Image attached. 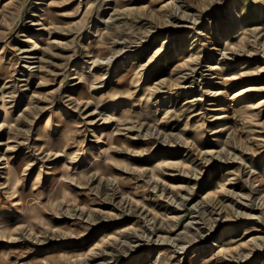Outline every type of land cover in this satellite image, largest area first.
Instances as JSON below:
<instances>
[{
	"label": "rangeland",
	"instance_id": "rangeland-1",
	"mask_svg": "<svg viewBox=\"0 0 264 264\" xmlns=\"http://www.w3.org/2000/svg\"><path fill=\"white\" fill-rule=\"evenodd\" d=\"M233 1L158 0L164 11L152 16L155 0H122L120 13L113 0H0V122L12 120L14 126L0 133V177L6 166L18 172V192H44L35 200L27 197L25 209L17 210L0 179V264H264V104L252 118L246 112L264 93L252 102L231 101L230 93L244 83L228 89L223 100L211 97L221 85L209 66L219 63L229 73L243 63L253 70L264 65V0ZM138 5L142 12L134 9ZM43 9L59 29L45 32L36 48L25 40L41 35L37 20ZM101 18L106 21L99 23ZM234 20L242 27L230 32ZM105 24L115 37L107 42L108 58L92 67L102 77L93 97L122 102L118 108L111 102L70 103L65 93L73 89L72 65L86 63V41L94 44L96 26L101 31ZM245 31L253 56L231 51V42H237L231 39ZM160 48L163 54L147 64ZM187 55L198 65L180 75L177 87L154 84L158 76L180 77L172 69ZM156 68L162 76H149ZM253 83L263 86L264 78ZM50 90L57 92L46 95ZM57 112L64 113L65 124L53 134L58 137L66 127L62 138L68 146L59 157L40 155L33 146L37 129L50 115L56 128ZM251 238L262 245L253 255L243 257L248 246L242 253H217L219 246ZM59 246L60 258L45 257Z\"/></svg>",
	"mask_w": 264,
	"mask_h": 264
},
{
	"label": "bare ground",
	"instance_id": "bare-ground-1",
	"mask_svg": "<svg viewBox=\"0 0 264 264\" xmlns=\"http://www.w3.org/2000/svg\"><path fill=\"white\" fill-rule=\"evenodd\" d=\"M89 3V0H87ZM109 1V0H108ZM111 1V0H110ZM122 0H113L114 4H115V10L117 13H120L121 11H125L123 7L124 4H120ZM235 1V0H234ZM233 1V3H234ZM42 2V1H41ZM228 2V1H227ZM24 3V2H23ZM111 3V2H110ZM151 3V2H149ZM155 4L153 6H158L157 8H150V13L151 15L153 16H160L163 11H164V7L165 5H157V3H160L158 2V0H155L154 2ZM262 3V2H261ZM94 4V3H93ZM39 5V4H38ZM112 5V4H111ZM144 5V4H143ZM142 5V6H143ZM92 6V5H91ZM139 6V5H138ZM142 6H139V7H136L134 8L136 11H139V12H142V10H144V8ZM152 6V7H153ZM36 8V6H35ZM148 8V7H147ZM20 9V8H19ZM88 9H90V5L86 7V10L83 14L82 17H85L88 13ZM133 9V10H134ZM260 9V8H259ZM114 10V9H113ZM264 10V9H263ZM39 11V10H38ZM84 11V10H83ZM232 11V10H231ZM13 12V10H12ZM41 14L39 16V19L37 20V25L41 26V35H38L36 37H34V39L32 38H26L27 40H25L27 43L31 44L32 46L38 48V44L39 42L42 41V35L45 34V32H47L48 34H51L52 30H54V32L56 33V29H59L58 26H56V24L52 21V23H49V19L51 18L49 15V13H47V10L46 9H43L41 10ZM114 12V11H113ZM234 12V11H233ZM263 12V11H262ZM254 13V12H253ZM158 14V15H157ZM231 14V13H230ZM35 15V14H34ZM117 15V14H116ZM7 16V15H6ZM118 16V15H117ZM139 16V15H138ZM236 16V15H235ZM35 17V16H34ZM119 17V16H118ZM117 17V18H118ZM234 17V16H233ZM127 18V16H126ZM235 18V17H234ZM83 19V18H82ZM120 19V18H119ZM3 20V19H2ZM16 20V19H15ZM32 20V19H31ZM246 20V18H245ZM258 20V19H256ZM262 20V19H261ZM260 20V21H261ZM105 18H101V20L99 21V23L101 22H105ZM109 21V20H108ZM113 21V20H112ZM235 21V20H234ZM259 20L257 22H260ZM5 22V21H4ZM42 22V23H41ZM74 22V21H73ZM78 22V21H77ZM262 22V21H261ZM118 23V21H117ZM227 23V22H226ZM94 24V23H93ZM135 24V23H134ZM71 25V24H70ZM85 25V24H84ZM230 25V24H229ZM233 25V24H232ZM248 25V24H247ZM259 25V24H258ZM261 25V24H260ZM38 26V27H39ZM65 26V25H64ZM68 26V25H67ZM24 27V26H23ZM69 27V26H68ZM67 27V28H68ZM96 34L94 35V40H93V43L91 41H89V39L86 41V45L84 46L83 50L85 51V55L84 57L86 58V63H82V64H79V65H72V68H71V71L73 72V75L71 76V81L70 82H73L74 84L72 85L73 89L72 91L70 92H66V98L68 99V102L70 103H74L75 105H80L82 104L83 102H92V101H95V102H111L109 104L112 105L113 108H118V106L120 105V102H122V100H118V101H115V100H107L105 99L104 97H97V98H94L93 97V90H94V84L96 83L97 80L101 79L102 77L98 76L97 74H93L92 73V67L93 66H99L98 62L100 60H104V59H107L108 57H106L107 55V50L109 47H107V42L108 40H112L114 42V35H115V30L114 29H111L107 24L104 25V27H102L103 29H101L100 31V27L99 26H96ZM119 27V26H118ZM163 27V26H162ZM229 27V26H228ZM242 27V24L240 23V20L239 21H235L234 25L230 28V32H234L235 30L237 29H240ZM34 29V28H33ZM37 29V27H36ZM50 29H51V32H50ZM159 29V28H158ZM65 30V29H64ZM72 30V29H71ZM256 30L258 29H253V30H249V32H255ZM38 31V30H37ZM43 31V33H42ZM62 31V30H61ZM259 32V31H258ZM229 33V32H228ZM37 34V33H36ZM40 34V33H39ZM71 34V33H70ZM171 34V33H170ZM210 34V33H209ZM230 34V33H229ZM249 35L250 33L248 32H242V33H238L236 34L233 39H231L232 41L236 40L237 39V42H231V51H241V52H244V53H247L249 56H253L254 55V52H250V50L247 48V38H249ZM167 36V35H166ZM172 36V35H171ZM29 37V36H28ZM62 37V36H61ZM73 37V36H72ZM169 37V36H167ZM212 37V36H211ZM48 38H44V40L46 41L45 45H47V48L50 47V43H48ZM206 39V38H205ZM68 40V39H67ZM173 40V39H172ZM66 41V40H65ZM60 42V41H59ZM118 42V41H117ZM181 42V41H180ZM52 43H55V41H52ZM84 43V42H83ZM109 43V42H108ZM74 44V42H73ZM116 44V43H115ZM69 45V44H68ZM165 45V44H164ZM169 45V43H168ZM193 45V44H192ZM195 45V44H194ZM26 46V45H25ZM57 46V45H55ZM75 46V45H73ZM177 46V44H176ZM179 46V44H178ZM183 46V45H182ZM43 47V46H42ZM81 47V46H80ZM161 47V46H160ZM190 47H193V46H190ZM28 48V47H27ZM71 48V47H70ZM159 48V47H158ZM31 50V49H30ZM45 50V49H44ZM181 50V49H180ZM188 50V49H187ZM193 49H191L192 51ZM264 50V49H263ZM48 51V50H47ZM151 51V50H150ZM173 51V49H172ZM163 49L160 48V49H156L154 51V54L153 56L148 60L147 64H150L152 63L153 61H156V59L158 60L160 54H163ZM168 52V51H167ZM181 52V51H180ZM179 52V53H180ZM1 53V52H0ZM84 53V52H83ZM121 53V52H120ZM173 53V52H172ZM222 53V52H221ZM220 53V55H221ZM233 53V52H232ZM4 54V53H3ZM33 54H36V52H33ZM38 54V53H37ZM42 54V53H41ZM255 54H256V51H255ZM110 55V54H109ZM172 55V54H171ZM176 55V54H175ZM185 54H183L184 56ZM33 56V55H31ZM39 56V55H38ZM111 56V55H110ZM109 56V57H110ZM165 56V54H164ZM188 56V55H187ZM210 56V55H209ZM212 56V55H211ZM222 56L223 58H225V60H229L231 58V56H226L224 53H222ZM118 57V56H117ZM131 57V56H130ZM172 57V56H171ZM215 57V56H214ZM10 58V57H9ZM137 58V57H135ZM134 58V59H135ZM176 58V57H175ZM197 58V57H196ZM213 58V57H212ZM8 59V58H7ZM41 59V61H40ZM39 61L40 63H43L42 61V58H40ZM80 59V58H79ZM78 59V60H79ZM206 59V58H205ZM233 59V58H232ZM5 60V59H4ZM44 60V59H43ZM124 60V59H123ZM219 60V59H218ZM246 60V59H245ZM10 61V60H8ZM162 61V60H161ZM127 62V61H126ZM208 62V61H207ZM245 62V61H244ZM105 63V62H104ZM160 63V62H159ZM223 63V62H222ZM254 63V62H253ZM102 64V63H101ZM158 64V63H157ZM176 64V63H175ZM212 64V63H211ZM252 64V63H251ZM67 65V64H66ZM88 65V66H87ZM108 65V64H107ZM111 65V64H110ZM160 65V64H159ZM198 65V60H196L194 57H192L191 55L186 57V58H182L178 60L177 64L173 67L172 71H175L178 75L179 71V76L184 73L185 70H187L188 68H191L192 66H196ZM225 66V65H224ZM65 67V66H64ZM121 67V65H120ZM30 68V67H29ZM37 68V67H36ZM88 68V71L86 70ZM151 68V67H150ZM168 68V67H167ZM196 68V67H195ZM32 69V68H31ZM146 69V68H144ZM257 69V68H256ZM37 70V69H36ZM199 70V69H198ZM213 70H217V71H213ZM39 71H41L39 69ZM87 71V72H86ZM132 71V70H131ZM96 72V71H95ZM163 72V70H158V68H156L155 70H152L150 73H149V76H158L159 74L161 75V73ZM209 72L210 74L212 75H216V80H218V82L216 83H219L221 85V88L217 91L214 92L213 96L211 97H219L220 100H223L224 98H226V95L228 92H230L228 89L230 88H234L235 87H238V85L240 84H244V83H247L246 84V87H242V88H238L236 90H234L232 93H230V96L229 99L231 101H243V100H249V102H252L250 100H253V98L257 95H261L264 93V85L263 86H255L256 84L253 83L257 80H260L262 78H264V65L262 67H260L258 70H253L251 68L248 67L247 63H243L238 70L234 71V72H231L229 71H226V69L224 67H222L221 65L219 66V63L218 65H215V66H209ZM214 72V73H213ZM224 72H227V73H224ZM42 72H38V74L40 75ZM130 73V72H129ZM191 73V72H190ZM263 73V74H262ZM168 74V72H167ZM171 74V73H170ZM168 77H160L158 76L157 77V82H154V84H159L158 86L160 87H164V86H168V87H171V88H175L178 86V78H183V76H180V77H174L175 76V73L174 74H171ZM184 75V74H183ZM66 74L63 73L62 74V80L60 81V83H62L64 81V78H65ZM128 76V75H127ZM162 76V75H161ZM186 76V75H185ZM37 77V76H36ZM150 79V78H149ZM184 80V79H183ZM145 81V80H144ZM40 82V81H39ZM45 82H48L47 80H45ZM148 83V82H147ZM214 83V82H212ZM48 85V84H47ZM149 85V84H148ZM96 86V85H95ZM132 87V86H131ZM142 87V86H141ZM143 87L147 88L146 86L143 85ZM154 87V86H153ZM152 87V88H153ZM181 87V86H180ZM208 87V86H207ZM97 88V87H96ZM150 88V87H149ZM157 90L158 87H155ZM184 88V87H183ZM186 88V87H185ZM190 89V88H189ZM75 93H74V91ZM130 90V89H129ZM154 90V91H155ZM169 90V89H168ZM193 90V89H192ZM86 91L87 95L84 96L83 92ZM137 91V89L135 90ZM134 91V92H135ZM194 91V90H193ZM57 90H50L48 92H46L45 94L46 95H53L54 93H56ZM133 92V91H132ZM146 92V91H145ZM208 92V91H207ZM123 93V92H122ZM212 93V92H211ZM207 94V93H206ZM36 95V94H35ZM60 95V94H59ZM164 95V94H163ZM166 95V94H165ZM224 96L223 98L221 96ZM27 96V95H26ZM25 96V97H26ZM38 96V95H37ZM42 96V95H41ZM96 96V95H95ZM160 96V95H159ZM39 97V96H38ZM56 97V96H55ZM63 98V96H61ZM113 97V96H112ZM257 98V97H256ZM149 99V98H148ZM158 99V98H157ZM218 99V98H217ZM47 100V99H46ZM85 100V101H84ZM59 101V100H58ZM170 102V101H169ZM222 104V103H221ZM264 104V97H261L258 99L257 103L255 105H247L250 106L249 109L246 110L247 112V116L249 118H252L253 117V111L255 109H257L258 107L257 106H260ZM106 105V108H107V103H105ZM27 106V105H26ZM36 106V105H35ZM40 106V105H39ZM161 106V105H160ZM236 106V105H235ZM151 107V106H150ZM45 108V107H44ZM65 108V107H64ZM154 108V106H153ZM246 108V107H244ZM26 108H24L25 110ZM29 109V108H28ZM27 109V110H28ZM110 109V108H109ZM159 109V108H158ZM261 109V108H260ZM32 110V109H31ZM42 110V109H40ZM221 110L220 108L217 109V111ZM8 111V110H7ZM57 111V110H56ZM55 111V112H56ZM111 112V111H110ZM64 113L63 112H57L55 115H53V121H54V125L56 126V128L52 129L51 128V123H52V120L50 118V116H48L46 119H45V122L43 124L42 127H40L39 129H37V134H36V137H35V140H34V144L33 146L36 148V150L40 153V155L42 153L44 154H47V156H52V157H59L62 155V152H64V150H62V147H66L68 146V143L66 140H64V138H62V135L63 134H67L68 132L66 131V127H63V131L61 130V133L58 137H55L53 132H56L58 128L62 127L65 122H64V118L65 116L63 115ZM113 114V113H112ZM111 114V115H112ZM118 114V113H116ZM256 114V112H255ZM108 115V114H107ZM157 115V114H156ZM19 116V115H18ZM42 116V115H41ZM198 116V115H197ZM247 116L245 117V119L247 118ZM43 117V116H42ZM242 117V116H241ZM196 118V117H194ZM226 118V117H225ZM42 119V118H41ZM244 119V118H243ZM242 119V120H243ZM255 120V119H254ZM67 121V120H66ZM12 120H7V121H3V122H0V133H2L5 128H7L8 126H12L13 124L11 123ZM42 122V121H41ZM72 126H74V121H71L69 122ZM12 124V125H10ZM17 125V124H15ZM187 125V124H186ZM14 127V126H12ZM195 127V126H194ZM193 127V128H194ZM12 129V128H11ZM195 129V128H194ZM249 129V128H248ZM258 129V128H257ZM10 130V129H8ZM197 131V130H196ZM195 131V132H196ZM258 131V130H257ZM263 131V130H262ZM67 132V133H66ZM225 132V131H224ZM261 132V131H260ZM72 133V132H71ZM169 136V135H168ZM167 136V137H168ZM257 136V134H256ZM7 138V137H6ZM55 138V139H54ZM102 138V137H101ZM181 138V137H180ZM193 139H195V137L193 136ZM260 139V138H259ZM62 140H64V143H62ZM192 140V139H191ZM199 140V139H198ZM180 141V140H179ZM197 141V140H196ZM239 141V140H238ZM10 142V141H9ZM172 142V141H171ZM195 142V141H194ZM112 143V142H111ZM185 143V142H184ZM228 143V142H227ZM259 143V142H258ZM198 144V143H197ZM187 145V144H186ZM237 145V144H236ZM76 146V145H75ZM109 146V145H108ZM113 146V145H111ZM190 146V145H189ZM240 146V145H239ZM15 147V146H14ZM56 147H60L59 149H56ZM102 147V146H101ZM245 147V146H244ZM74 148V147H73ZM195 148V147H194ZM7 149V148H6ZM5 149V150H6ZM230 149V148H229ZM251 150V149H250ZM36 153V152H34ZM75 153V152H74ZM74 153H71L69 154V159L70 161L72 160L73 161V158H74ZM81 153V152H80ZM164 153V152H163ZM174 153V152H173ZM181 153V152H180ZM258 153V152H257ZM255 153V155L257 154ZM85 154V153H84ZM98 154V153H97ZM166 154V153H165ZM181 155V154H180ZM35 156V155H34ZM240 156V155H239ZM186 157V156H185ZM244 157V156H243ZM258 157V155H257ZM37 158V157H36ZM39 158V157H38ZM231 159V158H230ZM33 160V158H32ZM41 160V159H40ZM94 160V159H93ZM250 160V159H249ZM3 161V160H2ZM1 161V162H2ZM101 161V160H100ZM107 162V161H106ZM109 162V161H108ZM111 163V162H110ZM244 163V162H243ZM2 164V163H1ZM64 164V163H63ZM91 164V163H90ZM176 164V163H175ZM178 164V163H177ZM176 164V165H177ZM263 164V163H262ZM6 165V164H5ZM92 165V164H91ZM110 165V164H109ZM112 165V164H111ZM89 166V165H88ZM254 166V165H253ZM26 167V166H25ZM59 167V166H58ZM92 167V166H91ZM112 167V166H111ZM28 168V167H27ZM160 169V167H158ZM29 169V168H28ZM62 169V167H61ZM60 169V170H61ZM89 169V168H88ZM262 169V167H261ZM51 171V170H50ZM53 171V170H52ZM79 171V170H78ZM62 172V171H61ZM263 172V171H261ZM26 173V172H25ZM47 173V172H45ZM54 173V172H53ZM72 173V172H71ZM1 177L0 179L2 180V183L1 185L3 186V193H5V197H7L8 199V202L10 203V206H15L17 208V210H21V209H25L24 207V202L23 200H26L27 197L31 198V199H37L38 197L40 198L42 195H43V191L42 192H38V194L36 195H33V194H30V196L28 195H25L23 194L21 191L18 192L17 190V187L19 186V175H18V172L16 170H13V169H7L6 166L3 167V173H1ZM22 174V173H20ZM50 174V173H49ZM62 174V173H61ZM257 174V173H256ZM260 174V173H259ZM71 175V174H70ZM161 175V174H160ZM258 175V174H257ZM56 176V175H55ZM75 176V175H74ZM97 176V175H96ZM260 176V175H259ZM119 177V176H118ZM251 177V176H250ZM83 178V176H82ZM109 178V177H108ZM120 178V177H119ZM156 178V177H155ZM154 179V177H153ZM230 179V178H228ZM227 179V180H228ZM60 180V179H59ZM58 180V181H59ZM264 180V178H263ZM45 181V180H44ZM159 181V180H158ZM161 181V180H160ZM224 181V180H223ZM230 180H228L229 182ZM249 181V180H248ZM57 182V181H56ZM60 182V181H59ZM232 182V181H230ZM264 182V181H263ZM22 184V183H21ZM59 184V183H58ZM229 183H225L224 185H228ZM232 184V183H231ZM49 185V184H48ZM51 186V185H50ZM60 186V184H59ZM57 186V187H59ZM70 186V185H69ZM254 186V185H253ZM260 186V185H259ZM24 187V186H23ZM26 187V186H25ZM54 187V186H53ZM77 189V188H76ZM79 189V188H78ZM221 189L225 190V187L222 186ZM262 189V187H261ZM23 190V189H22ZM58 190V188H57ZM75 190V188H74ZM228 190V189H227ZM227 190H225V192H227ZM248 190V189H247ZM137 191V190H136ZM214 191V190H213ZM264 191V190H263ZM262 191V192H263ZM59 192V191H58ZM216 192H219L216 191ZM221 192V190H220ZM224 192V191H223ZM262 194V193H261ZM128 195V194H127ZM126 195V196H127ZM238 195V194H237ZM260 195V194H259ZM58 196V195H57ZM62 196V195H60ZM124 196V195H123ZM216 196V199H217V194L214 195ZM228 196V195H227ZM232 196V195H231ZM37 197V198H36ZM63 198V196H62ZM133 198V197H132ZM205 199L209 198V195L208 194H205L204 197ZM258 198V197H257ZM47 199V198H46ZM5 200V199H4ZM62 200V199H61ZM78 200V199H77ZM225 200V199H224ZM19 201V202H18ZM33 201V200H32ZM212 201H216L212 198L211 202ZM37 203V202H36ZM62 203V202H61ZM73 203V202H72ZM218 203V202H217ZM54 204V202H53ZM70 204V203H69ZM75 204V203H74ZM135 204V203H134ZM214 205H218L216 204L215 202H213ZM224 204V203H223ZM8 205V204H7ZM64 205V204H63ZM80 205V204H79ZM62 206V204H61ZM66 207V206H65ZM74 207V206H73ZM83 207V206H82ZM81 207V208H82ZM223 207V206H222ZM35 207H32L31 210H33ZM46 208V207H45ZM219 208V207H218ZM90 209V208H88ZM225 209V208H224ZM232 209V208H231ZM49 210V209H48ZM68 210V209H67ZM66 210V211H67ZM94 210H96L94 208ZM222 210V209H220ZM89 211V210H88ZM43 212V211H42ZM70 212V211H69ZM203 212V211H202ZM218 212V211H217ZM59 213V212H58ZM88 213V212H87ZM92 213V212H91ZM43 215V214H42ZM110 215V214H109ZM204 215V214H203ZM249 216V215H248ZM255 216V215H254ZM42 217V216H41ZM119 217V216H118ZM230 217V216H229ZM144 218V217H143ZM231 218V217H230ZM253 218V216H252ZM176 219V218H175ZM222 219V218H221ZM228 219V218H227ZM237 219V218H236ZM257 219V218H256ZM40 220V219H39ZM197 220V219H196ZM164 221V220H163ZM222 221V220H221ZM236 221V220H235ZM119 222V221H118ZM151 222V221H149ZM226 222V221H225ZM253 222V221H252ZM36 223V222H35ZM151 224V223H150ZM213 224V223H212ZM43 225V224H42ZM47 225V224H46ZM153 225V224H152ZM249 225V224H248ZM14 226V225H13ZM23 226V225H22ZM188 226V225H187ZM228 226V225H227ZM262 226V225H261ZM19 227V226H18ZM35 227V226H34ZM43 227V226H42ZM161 227V226H160ZM192 227V226H191ZM254 227V226H253ZM130 228V227H129ZM133 228V227H132ZM137 228V227H135ZM258 228V227H257ZM13 230V229H12ZM17 230V229H15ZM124 230V229H123ZM150 230V229H149ZM131 231V230H129ZM250 232H254L255 229H249ZM257 231V230H256ZM128 232V231H127ZM12 233V232H11ZM16 233V232H15ZM10 234V233H9ZM121 234V233H120ZM125 234V233H124ZM147 234V233H146ZM145 234V235H146ZM41 235V234H40ZM156 235V234H155ZM180 235V234H179ZM230 235V234H229ZM109 236V235H108ZM118 236V235H117ZM123 236V235H122ZM119 237V236H118ZM259 237V236H258ZM262 237V236H261ZM108 238V237H107ZM149 238V237H148ZM147 238V239H148ZM66 239V238H65ZM101 239V238H100ZM13 240V239H11ZM110 240V239H109ZM112 240V239H111ZM114 240V239H113ZM143 240V239H142ZM170 240V239H169ZM261 240V239H260ZM101 241V240H100ZM107 241V240H106ZM171 241V240H170ZM231 241V240H230ZM247 241V240H246ZM11 242V241H10ZM126 242V241H125ZM156 242V241H155ZM168 242V241H167ZM96 243V242H95ZM101 243V242H100ZM162 243V242H161ZM224 243V242H223ZM166 244V243H165ZM186 244V243H185ZM216 245V244H215ZM62 248H65L66 246L64 244L61 245ZM61 246L59 247H55L53 250H51L45 257L48 258V259H56L57 257L60 258V256H62V252L64 249H61ZM125 246V245H124ZM128 246V244H127ZM169 246V245H168ZM188 246V245H187ZM223 246V245H222ZM222 246H219V250L217 253H223L225 255H228V254H233L235 252L237 253H242L241 251V248L243 246H248V253H244L246 255H243L244 258H246L248 255H253L254 252L258 249V248H262V245L258 244L257 241H256V238H251L249 239L247 242H244V243H236V244H230L228 245L227 247H222ZM124 247H122L123 249ZM171 248V247H170ZM92 249H94L92 247ZM113 249V248H112ZM181 249H184V248H181ZM261 250V249H260ZM100 251V250H99ZM155 251V250H154ZM215 251V250H214ZM247 251V250H246ZM90 252V251H89ZM156 252V251H155ZM178 252V251H177ZM204 252V250H203ZM189 253V252H188ZM202 253V252H201ZM209 253V252H207ZM190 254V253H189ZM200 254V253H199ZM85 255V254H84ZM87 255V254H86ZM85 255V256H86ZM140 255V254H139ZM157 255V254H156ZM171 255V254H170ZM83 256V257H85ZM183 256V255H182ZM238 256V255H237ZM73 257V256H72ZM71 257V258H72ZM81 257V256H80ZM150 257V256H148ZM158 257V255H157ZM186 257V256H185ZM171 258V257H170ZM201 258V257H200ZM254 258V256H253ZM76 259V258H75ZM215 259V258H214ZM228 259V258H227ZM79 260V259H78ZM86 260V259H85ZM64 261V260H63ZM152 261V259H151ZM154 261V260H153ZM177 261V260H176ZM240 261V260H239ZM243 261V260H242ZM85 262V261H84ZM150 262V261H149ZM149 262H143V260H140L139 263L140 264H149ZM241 262V261H240ZM261 262V261H260ZM42 263V262H41ZM50 264V263H49ZM57 264V263H56ZM80 264V263H79ZM134 264V262H133ZM157 264V263H156ZM189 264V263H187ZM218 264V263H217Z\"/></svg>",
	"mask_w": 264,
	"mask_h": 264
}]
</instances>
